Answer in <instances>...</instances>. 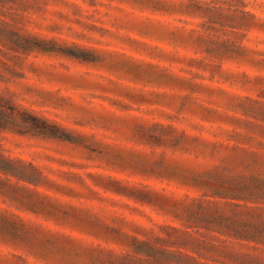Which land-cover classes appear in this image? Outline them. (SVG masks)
<instances>
[{
  "label": "rangeland",
  "instance_id": "374dc122",
  "mask_svg": "<svg viewBox=\"0 0 264 264\" xmlns=\"http://www.w3.org/2000/svg\"><path fill=\"white\" fill-rule=\"evenodd\" d=\"M0 93V264H119L165 224L264 264L204 226L264 223L213 194L264 187V0H4Z\"/></svg>",
  "mask_w": 264,
  "mask_h": 264
},
{
  "label": "trees",
  "instance_id": "16d2710c",
  "mask_svg": "<svg viewBox=\"0 0 264 264\" xmlns=\"http://www.w3.org/2000/svg\"><path fill=\"white\" fill-rule=\"evenodd\" d=\"M4 0H0V3ZM26 51L47 50L32 43L29 37L20 45ZM10 99L0 93V129H16L20 126L15 117V107L6 103ZM36 118V117H34ZM38 119V118H37ZM46 121V120H45ZM20 132V129H16ZM53 134V133H52ZM9 170H14L9 167ZM251 190V192H246ZM230 187L227 189H214L213 194L231 198H260L264 200V187ZM221 217H209L205 219L204 226L207 228L226 229L229 234L242 239L253 240L264 246V223L253 224L251 231L244 233V228H233L234 221L225 223ZM164 233H157L149 238L141 239L134 237L136 241L133 252L127 253L119 264H216L212 256L207 253L209 247L205 246V240L200 238L182 239L176 235L181 228L171 225H159Z\"/></svg>",
  "mask_w": 264,
  "mask_h": 264
}]
</instances>
